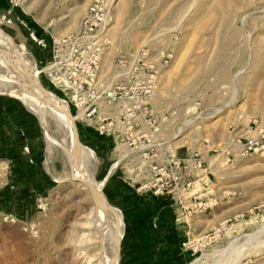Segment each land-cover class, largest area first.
Masks as SVG:
<instances>
[{"label": "rangeland", "instance_id": "374dc122", "mask_svg": "<svg viewBox=\"0 0 264 264\" xmlns=\"http://www.w3.org/2000/svg\"><path fill=\"white\" fill-rule=\"evenodd\" d=\"M91 1L0 0L3 83L27 92L37 78L71 120L75 140L69 99L37 72L52 39L75 31ZM110 17L99 78L112 77L118 56L156 64L147 118L159 119L162 139L121 136L115 151L107 141L103 162L89 151L94 161L86 163L68 150L50 111L25 105L0 84V111L12 127L31 131L47 179L30 189L0 159V264H98L96 202L79 165L119 213L117 262L128 264V206L114 203L112 176L103 184L99 173L117 161L112 174L136 191L139 209L152 218L164 213L172 225L157 236L151 264H264V0H114ZM162 54L172 58L158 66ZM125 147L131 155L115 158ZM169 156L190 169L199 161L200 169L165 186L157 170Z\"/></svg>", "mask_w": 264, "mask_h": 264}, {"label": "built area", "instance_id": "2783aa9c", "mask_svg": "<svg viewBox=\"0 0 264 264\" xmlns=\"http://www.w3.org/2000/svg\"><path fill=\"white\" fill-rule=\"evenodd\" d=\"M113 1L92 0L75 31L52 39L48 57L37 74H41L49 85L69 99L76 112L74 121L96 129L99 134L110 131L113 111H116L115 117L120 121L141 118L147 132L151 130L154 133L159 119L151 115L148 119L147 108L158 72L157 65L147 68L139 64V60L127 62L118 56L112 63V77L103 81L99 78L101 59L110 45L107 32ZM171 58V55L162 54L156 61L159 62L158 66H162ZM131 124L137 127L136 123ZM129 129L131 126L126 123L124 130ZM147 132L142 137H151L152 134ZM169 158L160 162L159 167L155 165L158 167L157 175L166 180L165 186H176L184 176L191 177L194 170L200 169L199 161H195L194 168L190 169L187 164L180 165L173 156ZM4 217L13 221L9 214Z\"/></svg>", "mask_w": 264, "mask_h": 264}, {"label": "crops", "instance_id": "0c3cea01", "mask_svg": "<svg viewBox=\"0 0 264 264\" xmlns=\"http://www.w3.org/2000/svg\"><path fill=\"white\" fill-rule=\"evenodd\" d=\"M47 57H45V60ZM22 106L26 109H30L24 104H22ZM111 108L109 109L110 111ZM114 110H116V107H114ZM112 113L113 114L110 118V131L107 133L99 134L96 129L87 127L83 123V125L78 128L81 144L90 148L88 150L101 162L104 161L101 159L106 157L105 154L108 152L107 150L111 148L110 145L107 144V141L114 143L116 147H114L115 149H113V151H115L117 148L116 141L121 136L133 139L137 134L140 135L147 132L141 118L134 117L125 121H120L115 117L116 111H113ZM126 123L131 126V129L124 130ZM131 123H136L137 127L132 126ZM29 133H31V131L28 132L24 128L22 129L21 126L15 128L6 123L3 112L0 111V159L4 161L6 160L7 163L11 165V173H13V175L19 179L21 178L22 182H26L30 189H34L38 188L36 185L44 184L47 179L42 170L43 167H41L43 163L41 164V161L39 160V150L36 148V143L34 142L35 139L30 140L31 136ZM151 137L155 140H161V127H157V131L151 135ZM125 149L127 148L125 147ZM127 150V152L123 153L122 151L117 152L116 155L114 154V157H118L119 160L122 158L120 155L124 158L130 156L132 153L131 149ZM144 156H146L144 158H147V154ZM117 162L110 165L107 170H100L99 173L101 175L100 177H102L101 181L103 184L109 176H112L111 179L115 186H111L112 188L109 189L108 194L112 197L115 196V198L118 199L114 203L123 202V204L128 206L127 209L125 208L128 211L125 216L128 228L124 235L125 237H129L128 250L126 251L128 254V262L126 263L151 264L154 259L158 258L153 252L157 243L161 242L157 241V236L162 234L164 228L168 229L169 227H172V225H166L164 221H168V218L164 213H158L156 214V217L152 218L153 215L139 209L141 205L138 198L139 195H136L135 193L136 191L128 184L124 183L117 175L112 174ZM152 220L154 222L156 221L157 224H150V221ZM176 234L179 235L178 231H176ZM126 244H128V241H126ZM174 249L172 253L177 250ZM179 257L181 259L182 256L179 255Z\"/></svg>", "mask_w": 264, "mask_h": 264}, {"label": "bare ground", "instance_id": "6f19581e", "mask_svg": "<svg viewBox=\"0 0 264 264\" xmlns=\"http://www.w3.org/2000/svg\"><path fill=\"white\" fill-rule=\"evenodd\" d=\"M0 84L3 86L8 95L19 98V100L25 105H31L29 103H25V101L31 100L32 102H35V105L37 104L38 107H41V109L50 111V114H52L55 119V123L59 125L60 138L63 140V142H65L68 150H70L72 154L78 155L79 159H82L86 163H88L89 160H91L92 162L94 161L89 150H87L85 147L80 146L79 144H76V140L74 139L72 133L71 120H68L65 112L60 108L56 99L53 98V95L38 83L37 78L35 79L34 83L36 88L28 89L27 92H21L19 90L20 88H17L13 82H7L4 80L3 83V78L1 76ZM28 86H30V84ZM67 114L70 115L68 111ZM89 172L90 170L88 171V173L83 171L79 165L78 178H80L81 182L87 187L88 190H90L96 202L93 212H91V216L93 218V221L91 223L92 225H94L95 231H97V233L100 235L99 245L101 249L99 250L97 263L118 264V253L116 246L117 241L119 242L122 235L121 229L120 238L118 237L120 227L117 216H119V213L114 210L109 204H107V202H105L103 196L100 193L101 183H95V181L90 177ZM115 214H117V216ZM109 230H112L111 235L110 232H108ZM104 234L106 235V238L105 236H103Z\"/></svg>", "mask_w": 264, "mask_h": 264}, {"label": "water", "instance_id": "95a60500", "mask_svg": "<svg viewBox=\"0 0 264 264\" xmlns=\"http://www.w3.org/2000/svg\"><path fill=\"white\" fill-rule=\"evenodd\" d=\"M71 119H73V117H71ZM73 125H74V131H75V136H76V144L78 145V144H80L79 143V134H78V129L75 125L74 119H73ZM117 259H118V255H117Z\"/></svg>", "mask_w": 264, "mask_h": 264}]
</instances>
